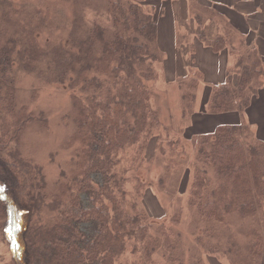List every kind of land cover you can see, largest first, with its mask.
Returning <instances> with one entry per match:
<instances>
[{
  "label": "trees",
  "instance_id": "trees-1",
  "mask_svg": "<svg viewBox=\"0 0 264 264\" xmlns=\"http://www.w3.org/2000/svg\"><path fill=\"white\" fill-rule=\"evenodd\" d=\"M108 1L112 26L87 24L80 39L76 34L74 41L68 38L55 47L57 62L64 65L43 78L38 64L28 68L30 51L39 55L31 40L42 31V23L24 22L21 13L8 6L9 0H0V234L11 250L0 264H209L213 258L261 264L264 130L251 112L264 94V53L249 47L232 29L211 38L207 22L216 19L214 10L185 0L195 25H179L185 26L177 35L179 46H191L192 60L197 42L216 51H233L237 81L229 70L224 82L213 85L205 110L197 114L198 93L207 80L194 64L190 69L184 65L180 120L165 126L153 105L152 85L156 65L165 60L159 45L165 13L156 12L152 3L144 4L146 0ZM43 21L48 24L47 18ZM20 62L28 72L39 67L41 81L51 79L70 95L67 144L72 151L58 166L53 182L43 165L22 148L28 127H47L49 118L32 105L33 98L32 103L19 99L14 70ZM219 115L240 120L186 137L184 126L193 116ZM164 126L169 133H184L193 146L191 158L177 159L183 137L168 135L170 161L160 182L180 177L185 168L190 172L187 206L178 202L167 222L149 212L143 194L148 190L142 192L143 181L136 173ZM130 171L136 183L132 191ZM185 208L193 211L192 240L183 230ZM235 216L241 219L236 228Z\"/></svg>",
  "mask_w": 264,
  "mask_h": 264
},
{
  "label": "rangeland",
  "instance_id": "rangeland-1",
  "mask_svg": "<svg viewBox=\"0 0 264 264\" xmlns=\"http://www.w3.org/2000/svg\"><path fill=\"white\" fill-rule=\"evenodd\" d=\"M169 1L170 0H163V2L158 0H146L144 1V4L152 3L156 5L158 8L156 12L158 10L161 12L162 10L165 13L163 18H165L167 17L168 4L172 3H169ZM9 2L10 4H8V6L13 5L11 7L17 9L21 13L24 22L32 20L35 23H42L40 28L38 27V29H41L42 31L40 34H33L34 36L31 40V42L36 45V49H38V59L35 57V52L30 51L32 63L28 68H32L34 64H38L42 69L41 75L43 78L46 73H48L50 78L55 72H60L57 69L64 65L63 63L57 62L55 54L58 49H55V47L66 42L68 38H71L74 41L76 34V37L80 39L81 34L79 33L86 29L87 24L90 25L91 23L92 26L94 23H99L106 26H112V16L108 12V0H9ZM195 2L198 3V0H195ZM186 5L189 6V2ZM214 15L216 16V19L214 18L213 20L219 22V26L225 27L226 30L227 22L222 20L220 13L214 12ZM204 17L206 18V15H204ZM44 18H47V25L43 21ZM191 18L189 21H183L182 23L186 24V27H191V24L195 25ZM213 20H209V25L207 26V34H209L211 38L222 33H216L215 27L212 25ZM181 30L184 33L185 26ZM22 45L25 44L23 43ZM163 49V58H167V48ZM43 51L45 54L41 55V52L43 53ZM178 51L180 54L178 61H176L175 72H167V68L162 61L156 65L157 78L152 83L156 93L153 99V105L155 108L159 109L165 126L173 122L177 124L180 120L182 98L179 82L181 83L183 80L181 76L185 73L181 68L185 65L190 69V64H194V67L196 66L195 59L192 60L189 54L191 52V46L188 47L187 44L178 45ZM47 55H49V57H45ZM233 56L236 60L234 54ZM56 66L59 67L56 68ZM235 68L236 64L231 70L232 73L235 74L234 81L236 82V74H238V72H234ZM37 69H39V67L37 68V66H35L31 69V71L35 72H28L23 68L22 63L20 62L14 70L15 77L17 78V87L19 89V99L21 101L31 102V98H33L34 101L33 103L31 102L32 105L44 110L49 118L47 127L43 126L42 128H39L38 126H35L36 124L28 127L22 140V148L27 155L34 157L36 161H39V163L43 165L47 178L50 180L49 182H53L59 174L58 166H60L61 162H64L69 158V152L72 151V148L67 144V139L71 133V121L68 118L70 112V95L69 92L64 88L62 89L60 85H55L51 79L48 82H46V79L41 81L38 78V72L40 71ZM226 78L227 75L225 79ZM206 79H208V77H206ZM262 79L264 80V77H262ZM209 84H211L212 89L214 84ZM198 94H200V91ZM195 110L196 112L202 110L200 102L197 104ZM251 114H253L252 119L254 122L259 123L261 130L263 131L264 104L260 103L254 108ZM204 118L205 120H208L206 116ZM192 119H194V116ZM191 124L192 123L189 121L184 126L185 135L188 139L194 135H200L207 132L203 128H201V130L197 129L194 122V126ZM165 126L160 130V134L157 135L160 137H154L151 144L147 147L146 164L136 172L141 178V181H143L142 183L144 187L142 188V192L148 190L143 192V194L145 193L144 198L146 196L145 200L149 212L154 219L163 222H167L173 218L175 207L178 202L187 206V181L190 172L187 171L188 168H185L180 177L177 176L176 179L168 182L166 180L164 184L160 182V179L163 178V172L167 167V163L170 161L169 153H167V150H169V144L167 142L168 135L170 138L174 139H177L178 136L183 137L182 147L177 151V159L191 158L193 153V146L190 140L184 138V133H179L176 129L175 131L177 133L175 131L169 133ZM263 133L260 134V137L264 139ZM128 164L129 163L127 162L126 165L128 166ZM128 175L132 178L131 182L128 184V188L132 191L136 184L134 181L135 173L130 171ZM184 212L183 230L186 238L192 240L193 236L192 233H190V230L193 211L185 208ZM234 220L235 223H233V225L236 228L241 219L235 216ZM261 221L264 220L262 219ZM10 256L11 250L9 249V246L1 240L0 234V262L3 259H8ZM208 262L209 264H231L223 262L222 260H219V258H213L211 261L208 260ZM261 264H263V258Z\"/></svg>",
  "mask_w": 264,
  "mask_h": 264
},
{
  "label": "crops",
  "instance_id": "crops-1",
  "mask_svg": "<svg viewBox=\"0 0 264 264\" xmlns=\"http://www.w3.org/2000/svg\"><path fill=\"white\" fill-rule=\"evenodd\" d=\"M169 3L171 4H168L167 7V17L160 20L159 45L162 49L167 48V58L164 61L167 72H175L176 61H178L180 54L178 51L179 40L177 39L179 29L181 30L179 25L184 24L183 21H189L191 12L185 0H170ZM198 4L211 7L213 12H219L222 20L227 22V29H232L236 34H241L249 47L255 46L264 53V0H198ZM212 25H214L216 33L225 34V27L219 26V22L213 20ZM238 40L243 41L239 38ZM232 52L227 48L216 51L204 42H197L195 67L204 72L205 78L208 77L206 79L208 83L205 82L199 90L198 103L200 102L202 110H205L209 99L211 91V84L209 83L216 85L224 82L227 72L235 66L236 60ZM263 97L264 94L255 100L253 110L263 102ZM201 111L197 114H201ZM204 117L195 116L193 122L197 129L203 128L207 132L213 130L218 124L234 123L240 120V116H232L233 118L227 116L226 118L222 115L206 116L208 120H205ZM193 122L191 125L194 126Z\"/></svg>",
  "mask_w": 264,
  "mask_h": 264
}]
</instances>
